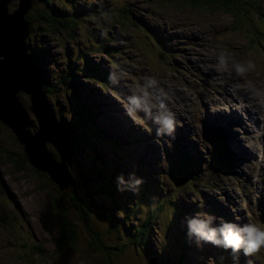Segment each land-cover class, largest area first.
Segmentation results:
<instances>
[{
	"label": "rangeland",
	"instance_id": "obj_1",
	"mask_svg": "<svg viewBox=\"0 0 264 264\" xmlns=\"http://www.w3.org/2000/svg\"><path fill=\"white\" fill-rule=\"evenodd\" d=\"M18 2L19 0H10V12L15 9L19 10L20 4ZM148 2L150 0H32L33 6L28 10L32 20L29 23L30 34L26 44L30 47L32 57L36 58V62H34L36 67L38 66L39 79L42 81L46 79L50 84V91L43 89L47 107L56 116V121L63 125L65 131L71 135L75 130L76 134L81 131V125L76 126L80 116L77 115V111L80 107L84 108L90 118V123L94 124L91 132L95 133V138L91 136L92 138L89 139L90 144L93 145L92 150L88 149L89 154L86 149L87 154L81 151L79 160H77L79 176L82 177V181H79L78 189L75 191L77 198L84 193H88L92 197L90 198L93 204L92 208L83 198H79L84 206L92 232L88 230L90 227L87 228V225L83 223L85 216L77 213L72 206L71 195L74 187L70 192H66L67 196L65 198H61L64 194L46 173L40 171H38V174L33 173L30 164L26 166L25 170L18 171L14 163H11L12 159L14 161L19 160L25 154V150L13 132L0 121V264H24L20 261L25 257L24 250L19 246L21 243L23 245L24 242L27 246L25 251L28 253L37 247L47 253L42 254V256L28 258L32 259V264H55L54 261L50 263L54 258L56 264H146L153 253L155 257L157 256L160 259L159 261L167 263L165 260H168L170 263L167 264H175L173 255L168 251L169 249H171V252L176 251L175 246L179 247L181 253H184L187 264H224V258H227L229 254L228 251L219 247L211 249L209 244L198 247L194 240H189L187 236V218L196 215V207L193 205L203 197L212 198L215 206L226 212L225 209L229 203L227 200H222V203H220V196L217 194L221 188H223L222 191H225L238 202L242 213L246 212V207L249 213L250 208L255 207L254 194H259L264 186L260 181L264 180V133L262 131L264 129V116L256 115L258 127L254 131H246L250 122L243 115H240V121L237 124L232 122L236 115H233L232 120L227 122L222 120V127L219 128L222 134L227 135L229 132L230 135L234 136L231 139L232 150H236V154L241 156L242 159L247 154L243 149V145L237 143L242 132L244 141L246 139V148L254 154V161L247 167L246 171L247 185L242 184L241 180L243 179H235L231 169L225 164V160L219 161L218 159V163H215V159L213 165L210 166L209 164L207 171L200 178L196 176L197 180L194 185L191 181L187 182L184 188L192 187L190 190L180 191L179 181L177 180L179 186L177 185L175 189L170 182L172 178L167 177V172L169 168L174 171L175 167H181L182 164L176 162L169 164L168 160L163 161L161 167L164 170L162 174L158 173V180L156 181L152 178L151 171L153 169L151 166L145 170V167H140L139 162L131 158V156L134 158L132 147L122 134L120 125L121 123L124 128L126 127V122L122 120L125 117V108H129V102L127 99H119L118 96L120 92L121 97L127 94L126 85H134L140 95H143L146 87V77H152L155 81H159L165 75L168 79L165 85H170L172 95L182 103H190L193 100L199 103L203 101L201 93L203 96L205 94L214 95L215 87L223 89L225 86L224 83L214 82L213 85L201 89L202 82L207 83V80H203L206 74L202 70L206 63L205 59L199 54H196L195 58L192 55L195 50L189 51V55H186L190 60L187 67L184 61L186 58L183 60L173 52H164L163 55L158 51L155 52L151 37L149 40L146 35L148 28L145 31L146 33L143 31V24L145 23L147 25L153 24V27L159 30L160 25L164 26L166 23L171 25L175 21H191L192 23L203 24L214 22V27L211 30L217 31L219 25H221L225 40L229 41V45L236 43L240 46V44L243 45L247 43L246 40L252 38L247 39L248 34L236 32L232 27L231 18L224 14H200L192 9H179L173 5H171L172 7L164 5V9L160 10L155 9L154 5L148 4ZM122 6L129 8L133 21L126 22L125 19L121 18L122 14L120 13H118V17H111L112 11L119 10ZM46 7L55 9V12H64L63 8H69L67 11H71V15L67 19L75 21L76 24L73 25L75 32L49 33L48 31L51 29L49 23L41 18ZM118 20L124 21V24H116ZM244 20L245 23H249L247 18H244ZM253 20L254 22L251 24L260 26L262 31L254 34L258 35V39H254L255 43H252V47L258 43L261 50L257 45L254 50L252 48L247 51L252 53L253 61H256L255 58L264 61V48L262 49L264 45V19H257L254 16ZM134 25L137 29L135 31L130 30V27ZM118 36L124 41L117 40L116 37ZM125 38L129 42L127 48H124ZM177 38L186 39L189 44H196L199 40L197 36L188 37L182 34H178ZM155 42L158 46L156 40ZM211 45L218 46L216 50L213 49V51H218L224 43L215 39ZM248 45L250 43L247 44V47ZM98 47H104L109 53H115L119 47V50L121 49L120 54L115 53L116 64L109 63L112 54L104 53L105 55H102V51L98 52ZM242 49L244 50V47ZM123 50H125V53ZM95 51L98 53L95 54ZM226 52L230 55L234 54L233 49H228ZM166 53L167 57L162 60L161 57H165ZM129 54L131 61L124 58ZM123 58L122 63L120 61ZM242 60L245 61L243 58ZM240 61L239 59L238 62L241 64ZM241 65L246 70L244 74L248 83L257 88L259 87L257 81L264 84V69L247 68L246 65H251L249 58ZM87 68H97L99 71L105 69L108 73L107 76H110L108 78L104 75L108 78L104 82L107 85L102 86L99 79L96 78L98 74L96 76L90 75L89 71L86 72ZM215 69L216 67L212 66L207 74ZM137 73L143 74L144 77H139ZM187 73L191 76H187ZM100 75H102L101 72ZM245 75L242 74V76ZM227 85L232 87L230 81ZM226 88L228 89L227 86ZM151 90L156 92L155 94L148 93L149 100H153L151 103L153 107L161 98L166 99L167 96L164 91ZM19 99L29 112L31 121H33V127L30 130L34 133L38 130V121L29 110L31 106L29 95L21 92ZM230 101L229 105L216 104L215 107L218 112L227 114L233 111L246 114L243 111L245 107H240L241 101L236 99L233 94ZM167 103H170L168 106L175 113L177 111L174 104L175 100L169 98ZM207 104L205 102L202 107ZM249 111L251 112V110ZM191 117L196 119L197 114L193 113ZM126 119L128 121V118ZM62 120L63 122H61ZM132 120L133 122H139V114L137 113L136 118L133 117ZM128 122L130 128H132V122L130 120ZM184 125L189 130L190 127H195L197 131L199 121H192ZM95 127L101 130L107 138L100 135L94 129ZM178 128L185 129L176 125L175 129ZM201 134L205 136L206 152L210 154L213 151L215 157L220 155L217 139L204 130L199 135L200 139ZM68 137L70 139V136ZM208 138L213 141L214 146L210 145ZM72 142L70 140L68 144L71 154H73ZM125 146L127 147L125 148ZM47 149L58 160L51 144H47ZM190 151L192 152V146ZM182 153H187V149ZM96 157L106 162L108 167L106 168V166L97 162L94 164L97 161ZM248 158H250L249 155H247ZM212 161L213 158L210 157V163ZM213 166L216 168L215 171L217 169L226 171L217 178L215 171L212 173ZM74 167L76 169L75 157L73 158V165L69 167V172L72 178L76 179ZM100 168H103L105 174L107 172L112 173L111 176L115 179L112 181L116 188V194L113 197H104L99 193L98 188H102L103 185L96 178L95 172ZM155 168H157V165ZM144 172H147L145 174L147 178L144 176ZM132 174L143 181L137 186V191H133L129 187L131 182L129 176ZM120 176L124 177L126 184L119 183L118 177ZM182 177L186 176L182 175ZM88 178L95 179L92 187L83 183ZM236 180H240L237 182L239 187L231 184ZM244 189L246 190L244 191ZM205 193H207L206 196ZM187 196L190 198H185ZM158 199L161 201H158ZM169 201L174 203H168ZM160 203L165 204L164 207L160 208ZM54 206H56L55 209ZM114 207L117 208L115 214L111 209ZM59 210L60 214L65 215L76 229L78 241L76 245L66 246L56 259L55 256L52 258L53 253H51L57 236L53 225L56 227L63 219H59L54 223L53 215L57 214ZM149 217L157 219L156 222L158 223L154 222L156 223L154 224L153 221H150V226L146 227L145 235L148 243L143 246L134 245L133 242L136 237L133 238L129 235L127 228L129 227L134 232L137 226L142 224L140 222L146 221ZM249 217L250 214L247 216V220ZM112 218L115 219L120 229L116 230L115 227L110 225L109 219L112 220ZM256 225L261 226L260 223H256ZM90 233L98 236V241L101 246L106 247V252L101 248H97L98 251L96 250L92 245ZM262 249L264 247L260 250ZM258 254V251L253 253L255 258ZM261 256L262 259L257 264H264V255Z\"/></svg>",
	"mask_w": 264,
	"mask_h": 264
},
{
	"label": "bare ground",
	"instance_id": "obj_2",
	"mask_svg": "<svg viewBox=\"0 0 264 264\" xmlns=\"http://www.w3.org/2000/svg\"><path fill=\"white\" fill-rule=\"evenodd\" d=\"M0 1H5L8 3L7 8H8V13L13 14L16 9L13 10L12 12L9 11V4L10 2L7 0H0ZM20 1L18 4H20ZM33 6V3L32 5ZM17 8V7H16ZM28 13V12H27ZM27 15V14H26ZM25 15V21L28 25V21L26 19ZM187 22V21H175L173 24L169 25L166 23L164 26H159V30L155 29L153 27V24H149V26L158 32H160L161 35H155L154 39L158 43V47L163 50L164 52H173L177 55H179L183 60L186 58L185 61V66L188 67V63L190 60H188L186 55H189V51L195 50V52L192 53V55L196 58V54H199L205 59V66L202 69L203 72H205L206 76L203 80H207V83L202 82V87L201 89H205L209 85H213V83H224L225 86L223 89L215 87L216 91L215 94H205V96L202 95L203 101L201 102H195L194 100L190 103H182L178 99H176L170 90V85H165L166 81H168L166 75L159 81L157 82L156 87H151L148 88V93H153L155 94V91H152L151 89H155L157 91H164V94L167 96L166 101H169V98H172L175 100V108H177V111H175L176 114V120L177 123L176 125H179L180 127H184L185 129L178 128L175 129L172 135H162L158 136L156 129L157 125L153 123V121L147 117L145 111L142 110H135L132 111L131 113L129 112V108H125L124 111V116L128 118V121L130 120L132 122L133 127L130 128L129 122L127 119L124 117L122 121L126 122V127L124 128L121 125V130L122 134L124 135L125 138L129 141V145L132 147L133 155L134 158L131 156V158L137 162H139L140 167H145L147 170V167H150L153 169L152 172V178L154 180H158V173L162 174V171L164 170L161 167V163L165 160H168L169 164L171 163H179L182 164L183 166H178L175 167L174 169L178 172V178L179 182L182 181V179H185L184 176H193L194 180H190L194 185V182L197 180L196 176L201 177L204 172L207 171L209 164L210 166L213 165L214 160L219 159V155L215 157L212 153L206 152V147L204 145L205 142V136L201 134V139H200V133L201 131H205L214 138L217 139L219 146L222 150V153L227 155L228 161L225 160V164L229 166V169H231V172L233 176L236 178L243 179L242 184L247 185V180L245 178L246 176V171L247 167H249L253 161H254V154L252 153L251 150H248L246 148V139L244 141V137L242 136V133L240 135V140L237 142L239 145H243V149L247 152L246 157L244 159L241 158V156H238L236 154V150H232V142L231 139L234 138V136L230 135L228 132L227 135L222 134L219 131V128L222 127L221 121L223 120L224 122H227L228 120H232L231 117L233 115H236V118L232 121L233 123L237 124L240 121V115L244 116L247 118V120L250 122L246 128V131H254L258 127V120H257V114L263 115L264 116V84L261 82L257 81L259 84V87H255L252 84L248 83L247 77L244 74V71L246 70L242 68L241 64H244L246 59L249 58L251 65H246L247 68H258V69H264L263 67V62L262 60L255 58L256 61H253L252 53L247 51L249 49H252V41L246 40L247 43L245 44H240L238 46L236 43H233L232 45H229V41L225 40L224 37V30L221 25H219V28L217 31L211 30L214 25V22H209V24H203V23H192ZM148 25L145 23L143 26ZM144 28V27H143ZM29 29V25H28ZM145 30V28H144ZM149 30V28H148ZM211 30V31H210ZM260 31H262L260 29ZM145 32V31H144ZM254 34L257 33L255 29H253ZM146 33V32H145ZM211 33V34H209ZM260 33V32H258ZM30 34V30H29ZM178 34L186 35L188 37H193L197 36L199 40L196 42V44H189L187 43L186 39H179L177 38ZM117 35V34H114ZM146 35L149 37L151 36L149 32L146 33ZM212 36V37H211ZM120 36L116 37V39L120 41H124V39H120ZM29 38V36H28ZM113 39V37H112ZM219 40L221 43H224L223 47L220 48L218 51H213V49H217L218 46H213L211 43L214 42V40ZM248 39V38H247ZM112 41V40H111ZM126 43L124 44V48L129 47V42L128 39L125 38ZM247 47V44H249ZM259 46L258 48L261 50L260 45L257 43ZM255 45V47H257ZM225 46V47H224ZM200 48L198 50V48ZM244 47V50L242 49ZM250 47V48H249ZM264 48V45L262 46V49ZM171 49V50H170ZM199 51L197 52L196 51ZM228 49H233L234 54L230 55L228 52H226ZM257 49V48H256ZM254 50V49H252ZM102 55H105L104 53H108L107 50H101ZM121 52V49L116 50L115 53ZM224 51V52H223ZM264 51V50H263ZM125 53V50H123ZM164 52L161 54L163 55ZM114 53V54H115ZM262 54V53H261ZM28 55H30V51H28ZM239 55V57H237ZM167 57V53L165 57H161L162 60H164ZM175 57V56H174ZM124 58H128V60L131 61L130 54L124 56ZM124 58L120 61L123 63ZM242 58L245 60L243 61ZM11 59V58H10ZM9 59V61H10ZM241 60V64L238 62V60ZM109 63L116 64V58L114 55L110 56ZM195 62V60H194ZM112 64V65H113ZM216 67L215 70H212L210 73L207 74V71L210 70L211 67ZM38 68V66H37ZM97 70V68H95ZM195 69V68H194ZM257 70V69H256ZM101 72L102 75H99L98 72L97 74L100 76L98 77L100 83L102 86L107 85L104 82L110 78V76H107V71L104 69ZM227 72V73H226ZM245 75V76H242ZM106 75L108 78H106ZM139 77H144L143 74H138ZM190 75L187 73V76ZM191 76V75H190ZM232 83V87L227 85L228 82ZM43 85V81H41ZM133 84L132 82H130ZM126 95L121 97V92L119 93V99H124L130 103L129 101V96L136 95L140 99V103L142 107L144 108H155L151 105L152 99L149 100V95H145L143 92V95H140V92H138L135 89V86L133 85H126ZM228 87V90L226 88ZM262 87V88H261ZM44 89V87L42 86ZM261 88V89H260ZM198 92V91H197ZM201 92V91H200ZM24 93V92H23ZM26 94V93H24ZM232 94L235 96L236 99L241 101V108L245 107V110H243L246 114L243 113H236V112H229L227 114H223L221 112H218L217 108L215 107L216 104L222 103V104H227L231 102L230 100L232 99ZM28 95V94H26ZM118 95V94H117ZM30 97V95H29ZM208 103L206 106L202 107L204 103ZM168 104V103H167ZM170 105V103L168 104ZM251 110V112L249 110ZM139 114L140 116V121L139 122H133V117L136 118V114ZM193 113L197 114L196 119H192ZM76 114V113H75ZM128 114V115H127ZM79 115V114H78ZM130 115V116H129ZM36 119V118H35ZM1 121V120H0ZM121 121V122H122ZM192 121H199L198 125V130H195L194 128L190 127V130L185 126L184 124L190 123ZM66 123V122H65ZM264 123V121H263ZM58 124H60L58 122ZM255 124V125H254ZM59 127L65 132L66 138L68 141V144L70 143L71 140V135L67 133L63 127V125H59ZM226 129V128H225ZM228 131V130H226ZM264 133V129L262 130ZM264 135V134H263ZM70 136V139L69 137ZM192 146V152L190 151ZM127 146H125L126 148ZM212 148V147H210ZM72 149V148H71ZM187 149V153L183 154L182 152ZM247 155L250 156V158L247 159ZM210 157L213 158L212 163H210ZM157 165V168L154 169V167ZM138 167V166H137ZM214 167V166H213ZM179 168V170H178ZM138 169V168H136ZM215 167L212 169V173L215 171ZM172 169L169 168L167 172V177L172 178L171 175ZM226 170H220L217 169L214 173L217 174V178H219V175L224 173ZM147 173V172H146ZM144 172V176L146 174ZM112 174V173H111ZM146 177V176H145ZM147 178V177H146ZM189 181V182H190ZM240 180H236L234 183L235 186L239 187L237 185V182ZM262 184L264 185V180H260ZM171 184L174 185L175 189L177 188V185H175L172 180H170ZM158 184V183H157ZM187 182L180 184V191L185 190L188 191L192 187L189 188H184L186 186ZM179 186V185H178ZM242 188V186H241ZM240 188V189H241ZM73 189V188H72ZM71 189V190H72ZM179 190V189H178ZM219 193H217L220 198L219 201L222 203V200L228 201L229 205L227 204V208L225 209L226 212L222 211L220 207H216L214 204V201L212 198H205L201 195L200 200L198 202H195L196 207V214L197 213H207L211 214L215 217H217L216 223L219 224L221 222V218L224 221H229L233 223L240 224L243 226L244 224H256L260 223L261 227H264V186L262 187L261 191L259 194H254L255 196V207L250 208V213L248 212V208L246 207L245 213H242L239 206L238 202L231 196H229L225 191H222L223 188L219 189ZM246 189H244L245 191ZM234 192V190H233ZM207 193H205L206 196ZM185 198H190L189 196ZM192 205V204H191ZM183 210V209H181ZM158 213V212H157ZM156 213V215H157ZM183 214V213H181ZM250 214L249 219L247 220V216ZM155 215V216H156ZM154 216V217H155ZM156 218V217H155ZM157 220V219H156ZM154 223V222H153ZM158 223V222H157ZM156 224V223H154ZM150 226V225H149ZM146 227V226H145ZM180 234V232H179ZM180 236V235H179ZM211 249L214 248L212 244H210ZM176 248V246H175ZM221 249V248H220ZM170 254H174L175 251L171 252V249L168 250ZM229 254L227 255V258H224V264H257L259 261H261V255H264V249L259 250V254L255 258L254 255H249L245 256L243 253L239 254L238 261H234L233 255L231 254V251L228 250ZM154 254V253H153ZM155 255V254H154ZM152 255L150 258H156L158 261V264H167L165 262L159 261L160 259L156 256ZM181 256V255H180ZM178 257V259L174 260L175 264H187L183 256ZM246 259V260H245ZM148 260L146 261L147 264ZM168 262V261H166ZM182 262V263H181ZM192 264V263H191Z\"/></svg>",
	"mask_w": 264,
	"mask_h": 264
},
{
	"label": "water",
	"instance_id": "obj_3",
	"mask_svg": "<svg viewBox=\"0 0 264 264\" xmlns=\"http://www.w3.org/2000/svg\"><path fill=\"white\" fill-rule=\"evenodd\" d=\"M7 5L0 1V120L24 147L29 164L46 173L62 193L70 192L74 181L69 167L74 157L65 132L47 107L39 70L28 55L29 29L25 15L32 0H21L19 10L13 14L8 13ZM21 92L30 95L29 110L38 121V130L34 133L30 130L33 121L19 99ZM47 144L52 145L58 160ZM157 261L150 258L147 264H158Z\"/></svg>",
	"mask_w": 264,
	"mask_h": 264
},
{
	"label": "trees",
	"instance_id": "obj_4",
	"mask_svg": "<svg viewBox=\"0 0 264 264\" xmlns=\"http://www.w3.org/2000/svg\"><path fill=\"white\" fill-rule=\"evenodd\" d=\"M7 1L10 2V0H7ZM150 2H152V3H150ZM150 2H148V4H153L155 9L157 8L160 10L164 9V5L165 6L167 5L170 7H172L171 5H173L179 9H192L193 11H197V13H200V14H202V13H205V14H214V13L224 14V15L229 16L231 18L232 27L234 28V30L236 32L248 34L247 38H252L251 41L254 43H255L254 39L255 38L258 39V35H254L252 29H255L258 33V32H260L261 27L260 26H254L251 23L254 22V20H253L254 16L257 19L258 18L264 19V0H150ZM44 9H45V11H44L43 15L41 16V18L43 20H45L47 23H49L50 28H51L48 31L49 33L59 34V32H65V33H67V31H68V33L69 32H75L74 28H73L74 27L73 25L76 24L75 21H69L67 19L71 15V11H67V10H69V8H63L64 12H61V11L55 12V9H50L47 7ZM73 10H75V9H73ZM112 12L113 13H112L111 17H113V16L118 17L119 16L118 13H120V14H122L121 18L125 19L126 22L133 21V17L131 15V12L129 11V8H127L126 6L120 7L119 10L115 9ZM244 18H247L249 23H245ZM26 19H27L28 25H29V23L32 20L30 15H29V12L26 15ZM58 19H60V20H58ZM40 23H42V22H40ZM116 24L123 25L124 21L122 22V21L118 20V22ZM144 28H145V30H143V31H147L146 25L144 26ZM136 29H137L136 25L130 27V30H132V31H135ZM149 33L152 34L150 32V30H149ZM262 33H261V35H262ZM254 48H255V45H254L253 49ZM97 49H98V52H100L101 50H105L104 47H98ZM98 52L95 51L94 53L96 54ZM110 54L115 56L114 53H109V55ZM30 55H31L32 61L36 62V58L32 57L31 53H30ZM111 64H113V63H111ZM113 65H115V64H113ZM87 69H86V72L89 71L90 75L91 74L94 76L97 75L98 71L96 69H92V68H87ZM98 74L100 75V72H98ZM99 75H98V77H100ZM98 77H96V78H98ZM88 78H89V76H88ZM42 86L47 91H50V89H49L50 84L46 81V79H44ZM29 99H30V97H29ZM30 103H31V101H30ZM23 107L25 108L24 105H23ZM78 114L80 116L78 117L76 126H78L80 124L81 125V131L79 132V134H76L75 133L76 130H75V131H73L72 135L70 134L72 136L71 140L73 141L71 143V145L73 147V155L76 159V169L74 167L73 170H74V174L76 176V179H78V180L73 179L74 189L72 191L73 194L71 195V200H72L71 203H72V206L77 211V213H80V215L85 216L83 223H84V225H87L86 226L87 228H89L90 222L86 216L84 206L82 205L80 199L83 198V200L86 201L88 203V205L92 208L93 204H92V201L90 200V198H92V197L90 194L84 193V194H82V196L77 198L75 191H77V189H78L79 181L80 182L82 181V177L79 176L80 172H79L77 160H79V157L81 155V151L84 154H87L86 150L87 151H88V149L92 150L93 145L90 144L89 139H91L92 137L95 138V133L91 132V129L93 128L94 124L90 123V120H89L90 118H89L88 114L85 112L83 107L79 108V111H77V115ZM61 122H63V120ZM94 129L97 130L100 135L107 138L101 130L97 129V127H95ZM23 152H24V150H23ZM88 154H89V151H88ZM96 158H97V161H95L94 164L97 162V163L103 164L104 166H106V168L108 167L106 162H104L99 157H96ZM11 163H14V165L18 169V171L25 170L26 166L29 165L28 159H27L25 154H23L19 158V160L14 161V159H12ZM31 171L35 174H38V171L35 170L33 167H31ZM95 175H96V178L99 180V182H101L103 185L102 188H98L99 193L104 197L105 196H109V197L115 196L116 188H115L114 183L112 182L115 179H114V177L111 176L110 172H107L105 174L103 172V168H100L99 170H96ZM171 175H172V182L175 185H178V182H177V180L179 181L178 172L174 169V171H171ZM94 180H95L94 178H93V180H91V178H88V180H84L83 183L86 186L92 187L94 184ZM190 180H194L193 176H191V175L186 176L185 179H182V181L179 182V184L189 182ZM63 194H62L63 196H61V198H65L67 196V193H63ZM158 201H161V200L158 199ZM166 201H164V203H166ZM93 202H94V200H93ZM61 203H62V201H61ZM168 203H171V202L169 201ZM172 203H174V202H172ZM164 205L165 204L160 203V208L164 207ZM55 208H56V206H54V209ZM111 209H113L112 211L115 214V211L117 208L114 207ZM119 213H120V211L118 212V214ZM53 219H54V223L56 221H58L59 219H63V221L60 222L59 224H57L56 227L53 225V228H55V230L57 232V236L55 238V241L53 244V251L51 253H53L52 258H54V256H55L57 259V256L63 251V249L66 246L76 245L78 238H77L76 229L72 225L71 221L68 220L66 218V216L63 215L62 213L60 214V210H59V212H57V214L53 215ZM150 221L156 222L155 218L149 217V218H147L146 221H141L140 223H142V224L138 225L134 232H132V229H130L129 227L127 228L128 229L127 233L129 235H131L133 238L136 237V239H134V242H133L134 245L143 246L145 243H148L145 234H146V227L149 225ZM109 223L112 227H115L116 230L120 229L119 225L116 223L115 219H113V218H112V220L109 219ZM88 230L90 232H92L91 227ZM90 236H91L92 245L96 248V250H97V248H101L104 251L106 250V247L100 245L97 235H95V234L92 235V233H90ZM25 244L26 243L24 242L23 245H22V243H21V245H19L24 250L23 253L25 254V257H23V260H20L24 264H26V263L32 264L31 263V262H33L32 259H28V258L42 256V254L46 253V252H43V250H41L38 247L30 250V252L28 253L25 251V248H27V246ZM16 245H18V244H16ZM176 248H177V250L175 251V253L173 254L172 257L174 259H178V257L181 255L180 257L183 256V259L186 262V260L184 258V253H181L179 251V247L176 246ZM145 251L148 252L147 250H145ZM23 253H22V255H23ZM106 255H107V253H106ZM167 259H169V258H167ZM53 261L55 264L57 263L55 261V258L52 259L50 263H53ZM165 261H168V260H165ZM167 263H170V262H167Z\"/></svg>",
	"mask_w": 264,
	"mask_h": 264
},
{
	"label": "clouds",
	"instance_id": "obj_5",
	"mask_svg": "<svg viewBox=\"0 0 264 264\" xmlns=\"http://www.w3.org/2000/svg\"><path fill=\"white\" fill-rule=\"evenodd\" d=\"M145 92L148 88L156 87L157 82L152 77L145 78ZM129 112L135 110L145 111L148 118L157 125V135H172L177 123L176 114L169 108L167 102L161 98L155 108H144L140 99L136 95L129 96ZM131 182L129 187L137 191V186L143 181L137 179L134 174L130 175ZM120 184H126L123 176L118 177ZM217 217L207 213H197L195 216L187 218V236L189 240H194L198 247L203 244H212L214 247L230 250L234 261H238L239 254L245 256L252 255L264 247V227L256 224H240L224 221L221 218L219 224L216 223Z\"/></svg>",
	"mask_w": 264,
	"mask_h": 264
}]
</instances>
